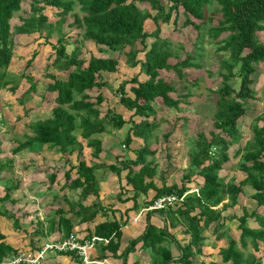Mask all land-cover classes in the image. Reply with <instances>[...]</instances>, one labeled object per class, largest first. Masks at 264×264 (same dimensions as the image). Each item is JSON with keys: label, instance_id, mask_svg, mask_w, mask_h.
I'll return each mask as SVG.
<instances>
[{"label": "trees", "instance_id": "1", "mask_svg": "<svg viewBox=\"0 0 264 264\" xmlns=\"http://www.w3.org/2000/svg\"><path fill=\"white\" fill-rule=\"evenodd\" d=\"M21 1L0 0V88L8 90L15 88L12 80L6 77V69L13 50L12 35L44 32V36L47 37L55 31L57 38L51 62L53 72L44 74L47 79L45 90L53 94V106L49 116L26 124L31 134L24 135L22 140L17 141L11 153L15 154L34 144H45L55 148L62 155L73 154L77 160L76 164L69 165L68 169L62 172L64 182L60 188L78 190V197L71 201L65 200L67 205L65 210L59 206L54 209L56 219L51 221L47 231L43 232L38 226L30 235L45 237L49 232L57 230L60 237H64L71 232L74 225L87 223L86 238L97 235L108 239L106 244L98 245L100 250L95 256L98 259L109 255L120 258L121 264H126L128 253L141 249L150 252L149 260L145 264H202L196 257L201 252L200 247L204 239L201 231L213 224L212 232L216 238L219 239L223 235L228 238L227 246L218 252L222 264H264L260 256L253 253L243 255L237 250L234 239L228 233H217L225 224L220 221L225 219L221 217V212L235 204L237 195L242 192L241 186L248 184L252 189L249 197L254 200L255 207L250 212L243 208L241 216L236 218L239 245L245 248L248 240L254 252L259 251V244L264 245V213H259V208L264 209V111L259 115L258 122L251 124V140L246 141L241 151L243 163L238 164V169L245 173L244 179L238 184L231 181L225 183L224 179L218 176V171L229 160L227 150L230 142L238 136L236 123L245 113V102L254 97L251 85L256 64L264 60V44L256 37V32L263 30L264 0H213L217 5L214 12L219 17L206 31L213 38H217L220 33H226L217 41L219 46L216 48L217 51L226 54L218 60L221 80L212 90L216 98L211 129L208 133L196 131L193 151L187 156L188 166L198 168L197 174L201 177V183L197 185L196 193L185 195L179 206L151 211L166 220L170 228L182 224L183 232L189 235V243L179 245L171 233L166 231L164 224L158 227L149 221L151 212L147 211L144 214L142 231L129 239L119 254H116L121 236L119 221L115 217L107 219V207L102 206L97 200L94 170L97 168L108 170L118 178L120 172L125 171L124 186H129L132 192L131 208L134 209L138 208L135 198L139 194H146L149 189H153L154 194L145 201V206L160 195L171 193L180 195L189 188L191 173L189 171L182 176L184 181L180 185H167L162 181L156 186L151 179L156 164L151 159H146V156L154 155L156 152L149 145L150 136L158 126L152 119L155 113L152 102L160 99L168 108H176L178 104V99L169 96V93L173 92V86L159 76V71L172 69L181 76V69L199 67L198 63L192 62L194 58L192 55L173 64L168 62L172 51L169 49L167 39L159 36V23H168L170 18L171 22L175 23L178 14H182L184 25L199 29L200 24H196L190 18L201 23H210L213 14L207 10L212 0H169L166 10L160 0H35L54 9L55 20L52 23L48 22L47 16L40 12L41 8L33 4L30 6V14L22 18L18 25L11 26L10 19L13 13L20 9ZM138 4L144 6L140 8ZM75 7L77 12L74 11ZM68 17L70 21L67 23V29L75 28L77 32L74 35H68V31L62 30ZM147 20L154 24L153 29H144ZM146 38H151L147 44ZM67 40L74 44L68 52L65 47ZM78 41L91 42L98 49L116 53L117 56L123 55L126 65L130 67L138 65L145 76V79L139 81L135 77L129 81L122 80L116 87L119 94L118 103L131 111L128 118L132 122L131 135L142 140L141 144L132 150L133 157L124 155L116 157L117 163L87 165L82 156L81 140L85 142L86 147L92 149L91 156L97 158L101 152V141L92 135L107 132L109 125L119 129L124 121L120 115H113L108 110L101 112L98 107L104 100L99 90L108 86L102 75L117 70V58L89 54V57L84 59L80 57ZM140 52L141 58L137 57ZM29 60L26 65L30 63ZM55 73H63L64 78L56 77ZM23 76L29 83L28 92L32 91L34 82L30 76ZM233 77L238 78L236 88L229 84ZM128 82L135 85L126 89L125 85ZM92 90L97 91L93 97L90 94ZM188 94L185 93L184 97ZM134 117L139 119L134 120ZM168 134L169 132L165 131L162 135L164 137ZM130 143V136L126 134L123 146L126 148ZM68 160L65 158L66 162ZM2 167L0 165V170ZM71 170H74V177L70 176ZM55 176V172H51L48 180L53 182ZM121 188L122 186H119L115 197L119 198ZM4 189V193L0 195V203L7 201L13 203L9 194L11 186ZM89 194L95 198L85 204L86 196ZM225 198L227 201H223ZM124 200L128 199L122 201ZM217 204L220 206L216 207ZM17 213L18 211L12 212L0 204V215L11 220L13 227L18 226ZM68 214L72 218L68 217ZM97 216L103 219L95 221ZM248 217L253 218L255 226L247 225ZM2 239L3 236L0 234V260L19 251ZM33 242H36V239H30L31 249L38 248L39 245L36 246ZM168 243H173L177 248L178 253L175 256ZM65 254L69 255L75 264L81 263L73 252ZM221 263L210 261L207 264Z\"/></svg>", "mask_w": 264, "mask_h": 264}, {"label": "rangeland", "instance_id": "2", "mask_svg": "<svg viewBox=\"0 0 264 264\" xmlns=\"http://www.w3.org/2000/svg\"><path fill=\"white\" fill-rule=\"evenodd\" d=\"M160 2L166 10L169 6V0H160ZM33 4L41 8L40 12L47 16L48 22L52 23L55 20L54 9L44 6L41 2H35V0H22L20 9L14 12L10 19V25H18L22 18L27 17L30 14V6ZM143 6V4H138L140 8ZM214 8H217V5L212 0L207 10L213 14L210 23L204 22V24L199 20L190 18L196 24H200L199 29L191 25H184L182 14H178L175 23L171 22V18L168 23H159V36L167 39L169 49L172 51V56L168 58V62L173 64L177 60L192 55L194 56L192 62L198 63L199 67L183 68L180 70L181 76L177 75L172 69L159 71V76L173 86V92L169 93V96L172 99H178V104L176 108H168L161 103L160 99H155L152 102V108L155 111L152 119L158 126L150 136L149 145L156 152L154 155L146 156V159H151L156 164L154 175L151 178L156 186H159L162 181L167 185H180L184 181L182 176L188 171L191 172L188 181L189 188L187 189L191 191L190 193L194 192L193 190L201 183V177L197 174L198 168L188 166L187 156L193 151L196 131L208 133L211 129L216 98L212 90L216 88L221 80L218 60L226 54L216 50L219 46L217 41L224 37L226 33H220L217 38H213L206 31L208 26L215 24L219 17L215 14ZM74 11L77 12V7L74 8ZM150 13L153 14L154 12L150 11ZM69 21L70 18L68 17L62 26V30L68 31V35H74L77 32L75 28L67 29ZM153 28L154 24L150 20L144 23V29L151 30ZM44 34L43 32L32 35H12L13 50L6 69V77L12 80L15 88L13 90L0 88V165L3 166L0 170V195L4 193L6 186H11L9 194L13 200V203L7 201L0 204L12 212L18 211L17 217L19 218L18 226L13 227L11 220L0 215V234L7 243L17 246L16 249L23 251L31 249L30 239H36L33 244L38 246L45 240L58 238L60 235L57 230L49 232L45 237L30 234L38 226V229H42L43 232L47 231L48 225L56 219L54 209L59 206L65 210L67 208L65 200L71 201L78 197V190L60 188L64 182L62 172L68 169L69 165H74L77 162L73 154L65 153L62 155L51 146L38 144L15 154L11 153L17 141L22 140L24 135L31 134L26 124L32 120L49 116L50 109L53 106V94L45 90L47 79L44 74L53 72L51 62L54 57L53 46L57 34L55 31L47 37ZM256 37L264 44V23L263 30L256 32ZM150 40L151 38H146V44ZM77 45L81 50L80 57L84 59H87L89 54L117 58V70L102 75L108 86L99 90L104 100L98 107L101 112L108 110L113 115H120L124 121L119 129H114L109 125L107 126V132L92 135V137H96L101 141V152L97 158L91 156L92 149L86 147L85 142L81 140L82 156L87 165L117 163L116 157L124 155H126L125 157H133L132 150L137 148L142 140L131 135L132 122L128 119L131 111L118 103L119 94L116 87L122 80L129 81L130 78L135 77L139 81L145 79V76L139 70L138 65L133 67L126 65L121 54L117 56L116 53L98 49L91 42L82 43L78 41ZM73 46L71 40H67L66 52ZM137 57L141 58L142 53L140 52ZM28 60L30 63L26 65ZM55 74L58 78H64L63 73ZM23 75L30 76L34 82L35 85L32 91L29 90L28 92L29 83ZM252 78L251 88L254 97L245 102V113L238 118L236 123L238 136L230 142L227 150L229 160L218 171V176L223 178L225 183L231 181L238 184L245 177V173L238 169V164L243 163L241 151L244 144L246 141L251 140V124L255 121L258 122L259 115L264 111V60L256 64V70ZM229 84L236 88L238 78L233 77ZM131 85H135V83L128 82L125 88L127 89ZM96 92V90H92L91 97ZM187 92L189 93L188 96L184 97ZM138 119L139 117H134V120ZM165 131H168L169 134L163 137L162 134ZM126 134L130 136L131 143L128 147L123 148L121 145ZM76 135L78 136V132H76ZM65 158L69 159L68 162L65 161ZM51 172H55L56 175L53 182L48 180V175ZM70 176H75L74 170H71ZM94 176L98 193L97 200L102 206L111 210V206L115 204L116 200L113 189L115 191L118 189V185L115 183L116 175L108 170L97 168L94 170ZM123 182L124 179H121L119 184ZM15 184L16 186L13 187ZM123 187L125 192L121 191L120 194H123L127 199H131L129 196L132 192L126 189L124 185ZM241 189L242 192L237 195L235 204L221 212V217L225 219H220V221L225 224L218 229L217 233H228L234 239L237 250L243 255L253 253L260 256L261 262L264 263V245L259 244L258 252L252 250L248 240L245 248L239 245V229L236 218L241 216L243 208L250 212L255 207L254 200L249 197L252 192L251 187L248 184H243ZM127 192L128 194H126ZM153 194L154 190L149 189L146 194L137 197L136 201L140 202L139 206L144 205L145 201L149 200ZM87 196L86 199H88ZM86 199L85 202H87ZM223 201H227V199L225 198ZM219 206L220 204H217L216 207ZM122 209L123 207L114 209L115 213L118 210L117 214L120 218ZM259 213H264V209L259 208ZM231 216L235 218H231ZM107 219H110V217ZM121 219L120 221H122ZM158 220L156 221L157 226L162 227L164 224L166 231L171 233L179 245L189 243V235L183 232L184 227L182 224L170 228L167 226L166 220L162 218ZM95 221H99V218L96 217ZM246 221L247 225L255 226L253 218L248 217ZM122 226L121 229H124V226ZM212 226L213 224L201 231L204 239L200 247L201 252L196 257L202 264H207L210 261L221 263L218 252L227 246L228 238L225 235L219 239L216 238L215 233L212 232ZM71 232L79 236L82 234L74 228ZM168 246L175 256L178 253L177 248L173 243H168ZM137 251L139 252L135 254V257L148 262L150 252L141 249Z\"/></svg>", "mask_w": 264, "mask_h": 264}, {"label": "crops", "instance_id": "3", "mask_svg": "<svg viewBox=\"0 0 264 264\" xmlns=\"http://www.w3.org/2000/svg\"><path fill=\"white\" fill-rule=\"evenodd\" d=\"M43 145H45V144H43ZM124 173H125V171H121L119 178L116 177L115 183L118 185V189H117V191H115V189H113L114 197H115V194L118 193V191H119V186H122L121 191L125 192L124 187H123L124 182L119 184V181H121V179H123ZM110 177H111V175H110ZM125 188L130 190L129 186H125ZM121 191H120V193H121ZM126 194H128V192ZM140 195H142V194H139L137 197H139ZM137 197L135 198V203L138 205L137 209L131 208V206L133 204L132 199L129 198L128 200L122 201L124 198H127V197H124L123 194L122 195L120 194L119 198L115 197V199H116L115 204H113L111 206V210H107V213H106L107 218L110 217V219H111V218L116 216L115 218H117V220L119 221V228L121 229V225L124 226V227L122 226L124 229H121V236H120V240H119L120 243H119L118 249L116 251V254H119L122 251L123 247L125 246V244L127 243V241L129 239L136 237L138 234H140V232L142 231V229L144 227V214L148 210L144 209L146 206L143 204H142V206H139L140 202L136 201ZM87 198H88V199H86L87 202H84L85 204H88L90 201L93 200V195H88ZM121 207H123V209L121 210L122 211V215H121L122 219L119 217V214H117L118 210L116 211V213L114 212V209H120ZM136 215H137V219L133 221L132 218ZM67 216L72 218V216L70 214H68ZM98 218H99V221H101L103 219L101 217H98ZM159 218H161V216L158 213L151 212L149 221L157 226L158 223L156 221H159L158 220ZM120 219L122 221H120ZM124 219H125V221L123 222ZM91 226L92 225L90 224V227ZM87 227H88L87 223H80V224H76L73 226L74 229H76V230L78 229L80 231V233H82V234H80V236H85V234L87 233V231H86ZM2 241L7 243V241L4 240V237H3ZM7 244L12 246L10 243H7ZM12 247L17 248V246H12ZM28 250H31V249L29 248V249H27V251ZM99 250L100 249L97 245L96 248L94 250H92L89 254L90 258L95 259L96 261L99 262V263H93V264H121L120 258H115V257L109 256V255H107L106 257L101 258V259L96 258L95 256L99 252ZM21 251H23V250H21ZM31 251H33V250H31ZM138 252L139 251L135 250L131 253H128V255L126 257V264H145V263H147V262L142 261L138 257H135V254ZM41 264H75V263H74V261H72L70 256L66 255L65 253H62V254L61 253H46V256H45V258ZM80 264H83V263L81 262Z\"/></svg>", "mask_w": 264, "mask_h": 264}, {"label": "built area", "instance_id": "4", "mask_svg": "<svg viewBox=\"0 0 264 264\" xmlns=\"http://www.w3.org/2000/svg\"><path fill=\"white\" fill-rule=\"evenodd\" d=\"M122 147L123 144L121 145ZM196 193V189L193 190ZM191 191L185 190L182 194H163L151 200L150 204L144 209L148 211H157L167 207L175 208L179 206L184 199V196ZM137 215L132 218L136 220ZM107 238L91 235L86 238L79 236L74 232H70L64 237L49 239L42 242L38 248L31 251L19 250L16 254H10L6 258L0 260V264H41L46 253H67L73 252L81 260L83 264L99 263L95 259L90 258L89 254L99 244H106Z\"/></svg>", "mask_w": 264, "mask_h": 264}]
</instances>
